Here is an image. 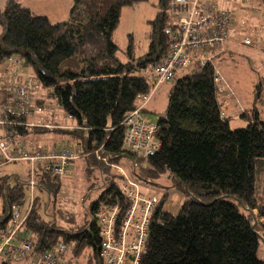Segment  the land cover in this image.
Wrapping results in <instances>:
<instances>
[{"label":"trees","instance_id":"trees-1","mask_svg":"<svg viewBox=\"0 0 264 264\" xmlns=\"http://www.w3.org/2000/svg\"><path fill=\"white\" fill-rule=\"evenodd\" d=\"M150 1L72 0L68 18L56 23L20 0H6L0 7V122L4 121L0 136L10 139L9 153L14 156L19 154L21 141L35 150L48 148L36 143L37 137L48 133H56L74 146L55 142L49 149L61 146L75 153L62 175L48 169L46 163L37 164L33 188L28 162L30 178L13 176L12 183L2 168L24 161L0 165L4 204L0 231L8 229L13 209L23 206L26 191L32 194L21 228L22 239L32 244L28 250L14 248L5 264H32L37 255L59 243L70 247L69 264H103L95 215L121 200L125 202L121 205L124 215L130 205L123 195L126 178L114 165H123L139 183L151 188L159 187L156 182L166 175L170 187L183 197L175 216L160 205L153 211L140 264H264L258 257L264 244V223L258 224L253 213L257 209L264 218V198L260 199V194L264 195V120L254 109L241 115L245 127L231 128V118L222 116L218 96L224 92L219 90L221 82L216 84L220 71L214 62L225 56L222 52L212 58L224 46V54H232L227 47L235 44L236 17L228 8L218 6L220 0H199L215 3L232 14L226 41L205 51L206 60L156 85L154 68L169 55L171 42L181 34L180 17L173 11L176 0H157L158 12L148 21L145 53L136 50L130 37L122 60L114 39L122 10ZM238 2L244 17L250 14L243 8H259L256 15L263 23L264 0ZM260 33H264V25ZM246 40L241 44L256 47L257 42L254 47L245 44ZM31 79L40 84L36 105L42 111L27 117L9 103L3 84L22 86ZM172 83L166 111L158 114L155 124L161 146L152 156L140 157L126 145L127 118L138 111L147 121L146 103L162 85ZM47 104L59 106L76 129L66 130L53 123L50 113L36 121L39 114L52 110ZM78 160L85 163V177L97 175L104 187L99 199L84 210L83 223L78 222L76 212L68 210L72 206L56 204L62 180ZM36 191L49 197L44 206L39 196L35 197Z\"/></svg>","mask_w":264,"mask_h":264},{"label":"built area","instance_id":"built-area-1","mask_svg":"<svg viewBox=\"0 0 264 264\" xmlns=\"http://www.w3.org/2000/svg\"><path fill=\"white\" fill-rule=\"evenodd\" d=\"M173 11L180 17L181 34L171 42L169 55L154 68L156 85L171 81L179 71L188 69L195 62L206 60L205 51L223 44L231 26L232 14L209 1L176 0ZM250 42L246 40L245 44L250 45ZM221 81L222 78L218 74L216 83ZM3 88L8 93L9 103L22 115L33 117L42 111L36 105L37 92L40 89L38 81L31 79L22 86L5 83ZM3 122H0V125H3ZM125 140L130 150L143 158L152 156L161 146L157 139V126L145 121L138 111L127 118ZM11 146L10 139L5 140L0 136V165L14 161L28 162L32 171L30 182L32 188L35 184L33 176L37 164L46 163L48 169L52 168L55 173L62 175L64 167L75 155L65 147L35 150L31 145L21 141L19 154L14 156L9 153ZM126 164L132 166L129 160ZM114 168L126 178L123 195L130 205L124 215H121V205L125 204L124 200L102 208L95 215L100 227L102 263L140 264L146 251L151 215L160 205L161 194L148 195L150 188H145L120 165H114ZM26 217L27 214L13 209L8 229L0 231V257L4 256V260L11 256L14 248L26 250L30 248L32 243L21 237V228ZM69 251L68 245L59 243L51 251L37 255L32 264H69Z\"/></svg>","mask_w":264,"mask_h":264},{"label":"rangeland","instance_id":"rangeland-1","mask_svg":"<svg viewBox=\"0 0 264 264\" xmlns=\"http://www.w3.org/2000/svg\"><path fill=\"white\" fill-rule=\"evenodd\" d=\"M24 4H29L28 0H20ZM226 0L218 1L219 7L228 8L235 15L234 22V34L233 38L235 44H230L227 48L232 54H224L226 46L219 52H214L213 57L217 54L223 52L224 59H217L215 62L218 70L220 71V76L222 78L221 84L216 83L221 86L219 90L224 92V95L218 96L222 104V113L227 117L231 118L230 126L232 129L243 128L247 124L241 119L243 113H250L252 110L257 109L261 112L262 119L264 120V33H260V28L264 25L260 23V16L256 15V7H245L249 11L250 17H244L241 14L238 0ZM258 3V0H249ZM157 0H151L150 3L139 4L133 8H124L122 10L121 19L117 30L115 31L114 39L119 47V56L122 60H125L124 52L128 46L130 37L133 38L136 50L143 54L147 51L149 40V25L148 21L155 18L158 9L156 7ZM155 3V4H154ZM6 0H0V7H4ZM254 4V3H253ZM255 5V4H254ZM56 6V4H55ZM54 7L52 5H42L40 9H51ZM35 11H38L34 7ZM66 20V18H64ZM252 20V23L249 21ZM2 28L0 26V33ZM245 39L252 40L255 42H250L253 46L256 42L255 48L247 47L242 45ZM237 43H240L237 45ZM24 69H21L23 72ZM262 81V82H261ZM225 84L223 85V83ZM261 83V85H260ZM262 87V91L258 93L256 89L258 86ZM173 87L172 84H166L161 86L156 92L154 98L149 103H146L145 116L148 122L156 124L158 122V114L166 111L168 105V96L170 90ZM229 87V89H228ZM220 92V91H219ZM49 104V103H48ZM47 108H52V110H45L43 113L39 114L36 121H39L40 117H47L49 113L53 115V123L60 124L61 127L66 130L76 129V124L71 118H68L66 113L59 107L53 106ZM224 108L227 112L224 111ZM232 113L230 109H234ZM227 113V114H226ZM223 116V115H222ZM2 134V131H0ZM27 140V139H26ZM59 145L65 142L70 147H74L73 142L68 139L57 135L56 133H48L36 138V143L40 145L51 147L54 143ZM69 143V144H68ZM104 160V159H103ZM108 161V160H107ZM126 164H124L125 166ZM123 166V165H120ZM128 168V167H127ZM5 175L10 176V182L13 181V176H18L22 180H27L30 178V166L27 162H18L13 164L5 165L2 168ZM128 171V169H127ZM130 174V172H128ZM141 184V183H140ZM159 187L153 186L148 187L143 185L145 188H150L147 192L150 196H157L159 193L161 204L160 206L167 212L179 208L182 204V195L170 187V182L168 177L163 176L158 182H156ZM104 187L102 186L101 178L97 175H93L89 178L85 177V163L82 160H78L72 167L70 172L63 178L61 191L58 195V200L56 204H63L64 207H71L73 212H76L77 220L79 223H83L84 220V210L90 208L92 203L96 202L100 195L102 194ZM35 197L39 196L42 205L43 202H47L49 197L47 195H42L37 191L34 193ZM31 191H26L25 202L22 207L19 208L22 214L28 211L29 203L31 201ZM264 198L263 194H260V199ZM157 199V198H156ZM3 200L0 199V214L3 210ZM171 210V211H170ZM254 216L258 224L264 223V218L259 217L258 210H253ZM258 257L264 260V244L262 243L259 247ZM4 256L0 257V264H5ZM7 264H27L22 261H10Z\"/></svg>","mask_w":264,"mask_h":264},{"label":"crops","instance_id":"crops-1","mask_svg":"<svg viewBox=\"0 0 264 264\" xmlns=\"http://www.w3.org/2000/svg\"><path fill=\"white\" fill-rule=\"evenodd\" d=\"M28 2L29 4H25V5L30 7L35 13H37L38 15H45L52 22L56 23V22L64 21L65 20L64 18L66 19L68 18L72 0H28ZM52 4H54V7L48 10L39 8L42 5H52ZM34 7H36L38 11H35ZM233 111H235V108L230 109L231 113Z\"/></svg>","mask_w":264,"mask_h":264},{"label":"clouds","instance_id":"clouds-1","mask_svg":"<svg viewBox=\"0 0 264 264\" xmlns=\"http://www.w3.org/2000/svg\"><path fill=\"white\" fill-rule=\"evenodd\" d=\"M222 115L224 116V114L222 113ZM130 161V160H129ZM130 168V167H129ZM129 172V171H128ZM131 174V173H130ZM146 186V185H145ZM180 207H181V205H180ZM180 207L178 208H176L175 210H173V211H171V212H169V211H167V213H169V214H171V215H173V216H175L177 213H178V211L180 210ZM166 212V211H165Z\"/></svg>","mask_w":264,"mask_h":264},{"label":"bare ground","instance_id":"bare-ground-1","mask_svg":"<svg viewBox=\"0 0 264 264\" xmlns=\"http://www.w3.org/2000/svg\"><path fill=\"white\" fill-rule=\"evenodd\" d=\"M15 209H18V208H15ZM19 210V209H18ZM20 211V210H19Z\"/></svg>","mask_w":264,"mask_h":264}]
</instances>
